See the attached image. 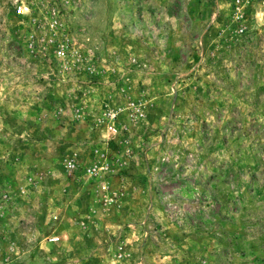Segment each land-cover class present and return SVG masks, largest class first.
Here are the masks:
<instances>
[{
  "label": "rangeland",
  "instance_id": "374dc122",
  "mask_svg": "<svg viewBox=\"0 0 264 264\" xmlns=\"http://www.w3.org/2000/svg\"><path fill=\"white\" fill-rule=\"evenodd\" d=\"M0 264H264V6L0 0Z\"/></svg>",
  "mask_w": 264,
  "mask_h": 264
},
{
  "label": "built area",
  "instance_id": "2783aa9c",
  "mask_svg": "<svg viewBox=\"0 0 264 264\" xmlns=\"http://www.w3.org/2000/svg\"><path fill=\"white\" fill-rule=\"evenodd\" d=\"M248 1H250V0H248ZM252 1H257L260 5L264 6V0H252ZM19 8L21 9L22 6H20ZM59 53L61 56H64L66 54V51L61 50V51H59ZM88 171L91 172L92 174L95 173V169H92V168H90ZM104 187H105V185H104Z\"/></svg>",
  "mask_w": 264,
  "mask_h": 264
}]
</instances>
